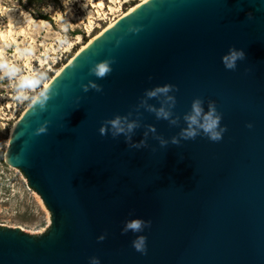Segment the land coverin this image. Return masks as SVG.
<instances>
[{"label": "water", "instance_id": "water-1", "mask_svg": "<svg viewBox=\"0 0 264 264\" xmlns=\"http://www.w3.org/2000/svg\"><path fill=\"white\" fill-rule=\"evenodd\" d=\"M231 47L246 54L235 71L221 62ZM109 59L111 75H89ZM90 80L103 91L85 93ZM47 83V110L29 104L7 160L41 197L52 225L47 233L0 226V264H89L90 257L101 264H264V0H149ZM165 84L179 89L172 94L180 126L141 109L142 125L170 141L199 97L205 110L214 101L223 115L220 142L201 135L161 148L150 133L149 147L137 150L123 136L99 134L103 121L127 115L145 90ZM45 121L46 132L36 135ZM131 219L151 227L122 235ZM138 235L147 237L146 255L132 247Z\"/></svg>", "mask_w": 264, "mask_h": 264}, {"label": "rangeland", "instance_id": "rangeland-1", "mask_svg": "<svg viewBox=\"0 0 264 264\" xmlns=\"http://www.w3.org/2000/svg\"><path fill=\"white\" fill-rule=\"evenodd\" d=\"M142 1L73 0L66 8L63 0L39 7H30L26 1L0 0V55L25 72H46L49 81L83 45ZM39 13L52 23L38 19ZM66 22L71 27L65 34L62 27ZM64 35L69 43L61 46L58 39ZM25 48L32 52L21 56L18 50ZM15 97V82L0 78V226L47 233L52 225L50 211L23 173L7 163L11 129L30 104Z\"/></svg>", "mask_w": 264, "mask_h": 264}, {"label": "clouds", "instance_id": "clouds-1", "mask_svg": "<svg viewBox=\"0 0 264 264\" xmlns=\"http://www.w3.org/2000/svg\"><path fill=\"white\" fill-rule=\"evenodd\" d=\"M73 0H63V4L67 8ZM247 18L253 19L252 14L248 13ZM43 23V21H42ZM71 23L66 22L62 27V32L65 34L69 31ZM129 31L137 32L139 29L130 28ZM58 43L64 46L69 43L67 35L61 36L58 39ZM118 43V42H117ZM21 56L30 55L32 50L25 48L18 50ZM246 59L245 52L235 47L229 48L228 52L221 57L226 70L235 71L237 69V63ZM115 60H103L89 69V75L96 77V79H105L111 75L113 68L112 65ZM250 71L245 70V74ZM0 78H8L15 82V93L18 101H27L32 107H38L41 112L47 110L48 102L52 99L53 91L47 83L49 77L46 72L39 69H34L31 72H25L24 69L14 63L9 62L2 55H0ZM82 90L87 93L90 89L98 93L103 91L101 85L93 81H89L87 85H82ZM179 89L171 84H165L163 86H156L152 89H147L144 92L143 97L135 105L132 111H129L127 115H116L112 119L103 121L99 128V134L101 136L111 135L113 139H117L120 136L124 137V142L129 149H141L148 148L147 143L149 134H152V138L159 142L161 148L166 147L169 143L172 145H179L181 140H195L198 136L207 137L211 142H220L224 133L227 131L226 127L221 126L223 119L222 113L217 110L216 103L214 101L207 102V110H205V101L202 98L193 99L190 110L182 117L185 127L181 128L178 136H173L171 140H166L162 136L156 135V128L152 125H142L144 111L154 114L157 120L167 121L170 127H179L181 117L176 115L173 109L176 107V98L172 93L177 92ZM156 100L159 103V107L150 103L149 101ZM135 115V118L133 116ZM48 122L37 129L36 135H40L47 130ZM144 127L146 130L143 133V139L138 143L133 142V135L136 130ZM249 129L253 127L252 124L246 125ZM155 151V149H153ZM151 227V221H145L142 219H131L124 222V227L121 234L141 233L145 229ZM106 239V235L98 237V242H102ZM132 247L135 251L142 255L147 254V237L144 235H138L132 241ZM89 264H101L100 259L97 257H90Z\"/></svg>", "mask_w": 264, "mask_h": 264}, {"label": "bare ground", "instance_id": "bare-ground-1", "mask_svg": "<svg viewBox=\"0 0 264 264\" xmlns=\"http://www.w3.org/2000/svg\"><path fill=\"white\" fill-rule=\"evenodd\" d=\"M147 1H149V0H143L140 4H138L137 6H135V7H132L126 14H123L122 16H120L118 19H116V20H114L107 28H105L104 30H102V32L101 33H103L106 29H108L110 26H112L114 23H116L118 20H120V19H122L123 17H125L126 15H128L129 13H131L132 11H134L135 9H137L138 7H140L141 5H143L144 3H146ZM100 33V34H101ZM100 34H98V35H96V37L97 36H99ZM95 37V38H96ZM95 38H93L92 40H94ZM92 40H90V42L92 41ZM89 42V43H90ZM88 44V43H87ZM87 44H85V45H83L81 48H80V50L83 48V47H85ZM59 71V70H58ZM57 71V72H58ZM29 106V105H28ZM28 108V107H27ZM27 108H26V110H27ZM25 110V111H26ZM25 113V112H24ZM24 113L22 114V116L20 117V118H18V120H16V122H15V124H14V126L12 127V129H11V137H12V134L14 133V131H15V129H16V126L18 125V123H19V121H20V119L23 117V115H24ZM11 139V138H10ZM9 150V149H8ZM7 157H8V152H7ZM7 163H8V160H7Z\"/></svg>", "mask_w": 264, "mask_h": 264}, {"label": "trees", "instance_id": "trees-1", "mask_svg": "<svg viewBox=\"0 0 264 264\" xmlns=\"http://www.w3.org/2000/svg\"><path fill=\"white\" fill-rule=\"evenodd\" d=\"M20 3H23L24 1H26L27 5H29L30 7H35V6H40V5H50L52 4L53 0H17ZM38 19L47 21L52 23V20L50 19V17H48L47 15H44L43 13H39L38 15Z\"/></svg>", "mask_w": 264, "mask_h": 264}]
</instances>
